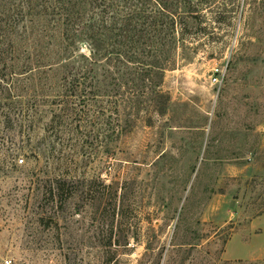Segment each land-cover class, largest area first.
I'll return each mask as SVG.
<instances>
[{"label": "rangeland", "instance_id": "1", "mask_svg": "<svg viewBox=\"0 0 264 264\" xmlns=\"http://www.w3.org/2000/svg\"><path fill=\"white\" fill-rule=\"evenodd\" d=\"M16 2L0 0V264H264V0H192L160 109L151 90L126 108L64 92L34 69L50 9Z\"/></svg>", "mask_w": 264, "mask_h": 264}, {"label": "trees", "instance_id": "2", "mask_svg": "<svg viewBox=\"0 0 264 264\" xmlns=\"http://www.w3.org/2000/svg\"><path fill=\"white\" fill-rule=\"evenodd\" d=\"M124 2L127 10L122 13L114 8V0H18L15 5L23 17L37 16L38 22L48 19L44 9H50V48L44 52L45 45L37 44L34 69L41 72L44 66L50 65V80L54 82L59 77L64 92L78 97L85 93L99 94L100 103L110 105L116 96L115 103H123L126 108L132 102L128 96L131 91L137 92L134 101L140 107L145 102L144 91L151 90L160 109L166 100L157 90L155 79L162 80L164 70L174 66L169 54L175 46L174 32L180 19L185 25L192 17L188 13L191 10L186 9H191L193 2ZM41 8H44L42 12ZM181 9L187 16H181ZM78 38L89 45L88 54H77ZM169 39L170 44L166 41ZM73 55L78 56L76 66ZM47 61L50 63L46 64ZM106 96L108 100H104ZM61 185L55 186L58 191Z\"/></svg>", "mask_w": 264, "mask_h": 264}, {"label": "built area", "instance_id": "3", "mask_svg": "<svg viewBox=\"0 0 264 264\" xmlns=\"http://www.w3.org/2000/svg\"><path fill=\"white\" fill-rule=\"evenodd\" d=\"M214 81L215 83H219L221 81L220 74L218 76H214ZM20 161H23V159H20ZM6 263L8 264L9 261H6Z\"/></svg>", "mask_w": 264, "mask_h": 264}]
</instances>
